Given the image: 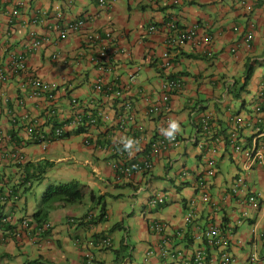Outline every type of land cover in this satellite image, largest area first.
I'll list each match as a JSON object with an SVG mask.
<instances>
[{"label": "crops", "instance_id": "crops-1", "mask_svg": "<svg viewBox=\"0 0 264 264\" xmlns=\"http://www.w3.org/2000/svg\"><path fill=\"white\" fill-rule=\"evenodd\" d=\"M16 1L22 6H14ZM13 8L18 10V17L10 15ZM78 19L85 22L79 33L46 45L28 58V74L6 71L10 55L24 50L30 33L55 40L50 26L62 27ZM170 21L179 28L194 29V41L170 45ZM150 26L156 27L155 33H148ZM249 31L253 38L244 44ZM107 32L112 34V40L105 37ZM93 33L102 35V39L88 45L85 35ZM207 36L210 42H205ZM100 50L108 55L103 65L104 84L125 90L119 101L93 90L101 71L92 58ZM56 53L60 56L58 62L51 59ZM164 54L170 63L166 69L161 67ZM248 66L252 69L250 76L246 75ZM0 69L8 77L0 83V130L18 141L25 158V163L15 165L6 158L8 149L0 150V191H20L18 201L4 206L3 213L11 215L15 224L22 217H33L39 201L37 192L48 184L74 181L85 193L80 204L56 206L50 211L46 221L52 229L42 238L33 237L34 231L29 230L19 240L0 242V264H86V252L93 256L91 264H181L163 262L156 256L146 258L147 250L160 244L159 237L148 231V225L154 220L165 223L176 248L191 250V237L198 232L189 229L183 238L172 234L181 228L186 206L194 196L196 174L202 172L206 158L216 163L217 172L208 190L219 209L212 212L198 208L201 226L208 217L232 224L247 212V224L236 229L235 247L231 248L237 264H247L248 247L237 242L250 240L253 225L259 233L264 232V168L246 174L245 187L234 194L232 186L240 169L227 140L235 131L245 147L258 135L264 139V114L255 112L256 107L264 110V0L250 13L239 9L232 0H178L177 4L174 0H109L104 8L98 6L97 0H0ZM132 75H136V82L129 85ZM31 76L55 86V103L31 97ZM167 79L182 83L171 95V111L149 117L147 107L159 99L161 85ZM138 88L142 93L136 91ZM73 98L78 100L79 111L102 112L107 119L101 126L83 129L81 134L68 129L67 137L49 144L46 150L32 144L27 138L28 127L35 125L45 135L50 134L77 111L70 105ZM124 100L133 105L131 121L120 109ZM235 118L243 121L242 126L236 127ZM202 119H207L210 127L204 136L195 128ZM170 120L181 123V144L159 156L151 173L118 180L109 167L114 154L123 152L131 159L142 157L150 139L165 137L162 129ZM126 136L140 142L139 151L132 155L122 151L119 144L120 138ZM85 139L91 146L84 145ZM192 140L196 143H190ZM67 162L71 165H65ZM38 169L45 170L41 184L32 181L29 190L22 188L19 181H29ZM184 171L189 176L181 179ZM89 193L104 198L105 218L68 225L69 218L98 215L100 206L93 210L96 199L91 200ZM155 193L163 194L166 203L151 209L147 201ZM251 193L258 195L257 209L247 203ZM2 231L0 224V234ZM101 238L111 240L109 249L98 248ZM257 248L264 255V240Z\"/></svg>", "mask_w": 264, "mask_h": 264}, {"label": "built area", "instance_id": "built-area-1", "mask_svg": "<svg viewBox=\"0 0 264 264\" xmlns=\"http://www.w3.org/2000/svg\"><path fill=\"white\" fill-rule=\"evenodd\" d=\"M236 6L246 13H250L252 10L256 9L260 0H232ZM177 4L178 0H174ZM99 7L104 8L109 4V0H97ZM14 6H22L21 2H15ZM10 15L12 17H18L19 12L16 8L11 9ZM85 25L84 20L78 19L71 21L63 25L62 27L52 25L49 27V32L53 33L56 37L55 40H51V37H40L36 33H30L27 43L24 45V50L22 52H14L10 55L7 70L8 73L16 75L22 74L26 75L29 73L27 67L28 58L39 51L42 47L57 43L67 39L71 34L79 33ZM167 29L170 33L169 44H185L192 42L195 39L194 29H183L179 28L177 23L170 21L167 23ZM155 26H150L148 28V33L153 34L156 32ZM107 39L112 40V34L107 32L104 34ZM253 34L251 31L245 34L243 38L244 44H249L252 40ZM102 39V35L93 33L86 34L85 40L88 45L98 42ZM205 42H210V38L205 37ZM236 49H232L235 52ZM52 61L58 62L60 56L56 53L51 56ZM108 59L107 51L100 50L96 56L92 58V62L97 66L98 70L101 71L94 83L93 90L96 93L103 94L106 97L111 98L114 101H119L123 97V91L119 88L109 86L104 84V69L103 65ZM164 63L161 65L162 68L166 69L170 66L168 61V55H163ZM8 80L5 71L0 69V83H5ZM136 75H132L129 78V85H133L136 81ZM30 82L32 86L31 97L32 98H44L50 103H55V86L48 84L36 78L34 76L30 77ZM182 83L179 79H167L161 85V93L159 99L154 100L149 103L146 113L149 117L162 116L169 114L171 111L170 100L171 95L181 87ZM129 89V86L126 87ZM138 93H142V90L138 88L136 90ZM70 105L77 109L72 117L58 126L54 127L52 132L45 135L44 132L37 130L35 125H31L27 130V138L36 146H40L42 150H46L49 144L54 143L58 140L64 138L68 129L77 130L78 128H96L101 126L107 117L102 114V112L86 113L79 111L78 100L73 98L70 101ZM263 105H264V94H263ZM123 113L126 114V119L131 121L133 119L134 108L130 101L124 100L120 106ZM256 114H264V110L256 107ZM236 127L242 126V120L240 118H235ZM201 131L206 134L210 131L209 122L207 119H202L200 122ZM139 129V128H138ZM141 133V129L138 130ZM237 131L232 132L229 135V143L232 147L233 153L238 158L240 173L239 176L234 180L232 186V192L237 194L240 192L242 187H245V175L252 172L258 167L264 168V139H261V135L254 138V142L251 143L249 147H245L239 143L236 135ZM258 137L260 139H258ZM196 141L192 140L190 143ZM193 143V144H195ZM92 143L88 139L84 140L85 146H91ZM181 141L176 136L174 141H168L165 137L152 138L147 142V152H145L142 157L138 159H131L125 156L123 152H117L114 157L109 162L110 169L114 172L116 178L129 179L135 174H149L154 170V165L156 159L170 151L175 150ZM8 149V156L6 157L15 165H21L25 163V158L23 156L21 146L18 141L11 135L0 130V150ZM216 163L215 160L211 158H206L204 163V168L202 172L196 174V187L194 189V196L188 202L186 206V211L184 213L181 228L176 230L172 235L176 238L186 237L189 233V229L198 232V235L191 237L194 243H191V250L188 249H178L175 246L174 240L170 237V228L163 222L157 220L152 221L148 225V231L153 235L159 237L160 244L150 248L146 252V258L157 257L161 261H175L181 264H237L235 255L232 253L231 248H234V237L236 234V229L243 224H247L248 213L244 212L242 219L237 220L232 224L223 223L222 219L209 218L204 227L201 226L198 208L210 209L212 212L218 211L213 202L209 188V181L216 175ZM189 176V173L184 171L180 174V178L184 179ZM3 183V177L0 172V187ZM20 186L30 187V181L26 179H21L19 181ZM20 198V191L6 190L5 192L0 191V224L3 226V231L0 234V242H5L6 240L21 239L23 236L29 233L31 230L33 237L42 238L47 232L52 229L50 223L42 222L37 225L36 221L32 219L31 216L22 217L19 220V224H15V219L11 215L3 213V207L9 203H14ZM166 197L161 193H155L147 201V207L154 209L165 205ZM247 203L251 209H257L259 206V199L256 193H251L247 199ZM91 215H87L80 218H69L67 224L76 225L78 223H85L90 221ZM264 240V232H258L256 226L250 227V240L247 243L237 242L238 245L248 247V253L246 255L247 264H264V255H260L258 252L257 245L259 242ZM97 246L100 249H109L111 247V240L109 238H101L97 241ZM84 258L86 264H91L93 261V256L91 253H84ZM28 264H40V263H28Z\"/></svg>", "mask_w": 264, "mask_h": 264}, {"label": "trees", "instance_id": "trees-1", "mask_svg": "<svg viewBox=\"0 0 264 264\" xmlns=\"http://www.w3.org/2000/svg\"><path fill=\"white\" fill-rule=\"evenodd\" d=\"M251 67H247L246 70V75L250 76L251 73ZM247 81V79H246ZM245 85L242 86L244 88ZM200 122L195 125L196 128V133L197 134H202V136L206 135L201 131L200 128ZM82 128H78L76 130L77 134L83 133ZM68 135L65 134L64 137H67ZM228 144L229 139L227 140ZM44 169H38L35 172H33L32 176L29 177L30 182H37L41 184V175L44 174ZM31 187V186H30ZM30 187H27L26 190H29ZM85 196V193L83 192L82 189L79 188V185L74 182L70 181L67 183H58V184H48L42 193V196L40 200L38 201V207L37 211L33 214L32 219L36 221L37 225L42 223L43 221L46 222V218L50 211H52L56 206H70V205H75V204H80L83 201V198ZM90 199L92 200L93 198L96 199V204L93 208H99L98 215L94 217L93 213H89L88 215H91L90 221L96 218L99 221H102L105 218V208H104V203L103 200L104 198L102 196H93L92 193H89ZM87 216V215H86Z\"/></svg>", "mask_w": 264, "mask_h": 264}, {"label": "clouds", "instance_id": "clouds-1", "mask_svg": "<svg viewBox=\"0 0 264 264\" xmlns=\"http://www.w3.org/2000/svg\"><path fill=\"white\" fill-rule=\"evenodd\" d=\"M180 132H181V123L179 120H170L168 126L162 129L163 135L170 142L174 141L176 139V136ZM139 143L140 142L137 139L127 136L122 137L119 140V144L121 145V150L127 152L129 155H132L134 151H139Z\"/></svg>", "mask_w": 264, "mask_h": 264}, {"label": "rangeland", "instance_id": "rangeland-1", "mask_svg": "<svg viewBox=\"0 0 264 264\" xmlns=\"http://www.w3.org/2000/svg\"><path fill=\"white\" fill-rule=\"evenodd\" d=\"M52 164H53V163H52ZM53 165H54V166H53V167H54L53 169H55V166H56V165H55V164H53ZM65 165L69 166V165H71V164H70V162H67V163H65ZM56 167H57V166H56ZM61 170H62V169H61ZM61 170H60V171H61ZM69 176H70V175H69ZM70 178H72V177H70ZM66 180H68V179H66ZM66 180H65V181H66ZM62 181H63V180H62ZM43 190H44L43 188H40V189L38 190V192H37V196H36V199H37V200H40V198H41V196H42V193H43ZM126 210H127V213L129 214V216H131L132 214L130 213V207H128Z\"/></svg>", "mask_w": 264, "mask_h": 264}]
</instances>
